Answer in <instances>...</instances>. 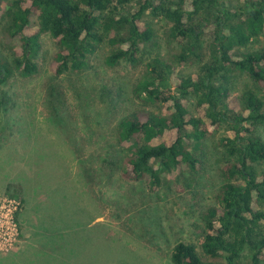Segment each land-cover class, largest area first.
I'll use <instances>...</instances> for the list:
<instances>
[{
    "label": "trees",
    "instance_id": "16d2710c",
    "mask_svg": "<svg viewBox=\"0 0 264 264\" xmlns=\"http://www.w3.org/2000/svg\"><path fill=\"white\" fill-rule=\"evenodd\" d=\"M237 1L234 7L235 0H0V10L9 9L7 31L16 41L13 64L24 77L38 71L30 57L45 33L59 45L51 69L60 76L83 69L104 41L116 47L106 58L108 66L136 64L155 38L146 17L169 26L180 51L172 60L148 62L133 88L139 101L157 111H135L119 123L118 143L127 149L122 179L145 180L154 191L166 175L197 173L204 139L223 127L228 131L218 143L226 157L223 183L202 217L201 252L179 242L171 264H239L244 253L248 264L264 262V139L256 133L264 127V49L243 50L264 35V0ZM130 3L134 5L127 10ZM193 64L194 73L180 71V66ZM9 71L0 61V74L6 78ZM235 72L250 81L240 96L233 93ZM38 219L27 243L0 257V264L112 261L91 240L80 241L78 231L59 226L46 230Z\"/></svg>",
    "mask_w": 264,
    "mask_h": 264
},
{
    "label": "rangeland",
    "instance_id": "374dc122",
    "mask_svg": "<svg viewBox=\"0 0 264 264\" xmlns=\"http://www.w3.org/2000/svg\"><path fill=\"white\" fill-rule=\"evenodd\" d=\"M146 19L155 38L136 64L108 66L106 58L116 47L104 41L83 69L57 76L51 67L59 45L45 33L30 57L38 71L24 77L13 64L17 48L7 31L9 9L0 10V61L10 70L6 78L0 74V206L7 198L20 203L18 243L0 257L21 249L40 217L46 230L59 226L78 231L80 241L89 239L92 247L112 256L110 264H171L179 242L201 252L202 217L223 183L226 157L218 143L228 134L226 127L204 139L197 173L166 175L154 191L145 180L121 177L127 149L118 143L120 121L135 111H157L139 101L133 88L148 62L156 57L172 60L180 51L164 20ZM263 49L264 35L243 48ZM196 70V64L180 66L184 75ZM232 76L233 93L240 96L250 81L240 72ZM256 133L264 139V127ZM70 237L76 240V235ZM248 262L244 253L239 264Z\"/></svg>",
    "mask_w": 264,
    "mask_h": 264
},
{
    "label": "built area",
    "instance_id": "2783aa9c",
    "mask_svg": "<svg viewBox=\"0 0 264 264\" xmlns=\"http://www.w3.org/2000/svg\"><path fill=\"white\" fill-rule=\"evenodd\" d=\"M20 203L16 199L7 198L0 206V252L12 251L19 238V226L16 214Z\"/></svg>",
    "mask_w": 264,
    "mask_h": 264
}]
</instances>
